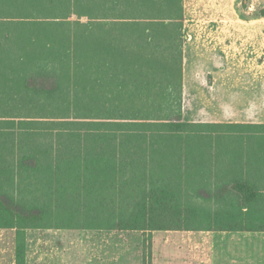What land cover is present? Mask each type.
Masks as SVG:
<instances>
[{"label":"trees","instance_id":"obj_1","mask_svg":"<svg viewBox=\"0 0 264 264\" xmlns=\"http://www.w3.org/2000/svg\"><path fill=\"white\" fill-rule=\"evenodd\" d=\"M182 20L183 0H0V228L264 232L244 225L264 212V124L214 126L229 182L198 194L238 215L184 207L163 162L201 126L181 117Z\"/></svg>","mask_w":264,"mask_h":264},{"label":"rangeland","instance_id":"obj_2","mask_svg":"<svg viewBox=\"0 0 264 264\" xmlns=\"http://www.w3.org/2000/svg\"><path fill=\"white\" fill-rule=\"evenodd\" d=\"M208 18L212 17L207 16L203 12L184 11L183 13V21L187 23H189L188 20L190 19L204 20ZM224 19L226 21L225 36L228 37L229 32H232L229 34L233 35L230 40H226V49L232 47V50L226 51L224 54V66L264 71V0H235L233 10L226 12ZM229 22L231 23L229 24ZM182 29L183 31L186 30L184 22H182ZM198 65L201 66V63H198ZM7 87L5 90L7 92L10 90L17 92L19 89L21 90V88H14L11 84H7ZM14 91L10 92V95ZM14 99L18 101L19 98L14 94ZM1 102L9 103L15 101L4 99ZM248 111V108L242 110L244 114H247ZM181 115L183 121H185L183 109ZM197 125L201 126L192 128V132L187 130L181 142L176 141L174 143V141H171L170 144L173 145L170 149L171 155L169 157L165 155L166 157L163 158V162H165L164 164H166L167 170H169L170 178L175 180L172 183L174 187L182 185L180 189L182 205L192 211L196 210L205 220L207 217H213L212 219L216 220L215 213L224 214L225 211H229L228 214L230 215L237 214L234 210L225 208V203L233 200V196L228 197L227 195H223V199L219 200L211 195L205 196V194H203V197H200L198 191H211L213 187L209 185L207 179L206 181H196L197 178H194L193 173L186 171L188 162H190L192 157L194 161L195 159L201 160L205 164L209 160L215 162V159H220L219 157L222 156L220 154L218 157H214L212 154L227 153L226 150L221 149L216 151V148L224 146L225 148L230 147L231 150H234V146L228 140L213 139L210 141L212 150L206 149L203 150V155L192 156L191 151L187 150L185 143V137L188 134L190 135V133L194 132L205 134L217 133L223 136L227 133V135H232L227 128H214L215 125L211 124ZM244 131L246 135H249L252 130ZM5 133L11 139L25 138L24 135L21 136L14 131H6ZM32 141L34 140L32 139ZM55 142L53 143L55 144ZM212 143H215L214 145L217 147L215 148ZM36 144L39 143L37 142ZM9 152L13 151L10 150ZM204 175L205 178L209 177L206 173ZM191 176H193L194 180L191 179ZM30 179H25L23 182L18 181V183H25L23 186L21 185L22 189L31 181ZM10 193L12 194V192ZM14 193L13 195L16 196ZM16 198L19 200L25 198V196L17 195ZM245 213L240 214L244 219L251 214L249 212L247 213L248 215H245ZM253 214V219L246 220L250 221L249 224L245 222L244 225L249 227L264 226V212L260 214L253 212ZM52 224H55V222H52ZM204 225H207V223L204 222ZM202 232L201 234H194L196 232L185 234V232L168 233L161 231L156 232L154 238V233L151 234L152 237L148 240V237L143 236L144 234L141 232L114 233L81 230L79 234L81 264H264L263 234L257 236L263 238H254L255 236H246L245 233H230V236L214 233L211 238L205 241L204 238L210 234H207L209 231ZM187 235H190L191 239ZM144 238L151 241L150 247L144 243ZM74 243L76 245V241Z\"/></svg>","mask_w":264,"mask_h":264},{"label":"crops","instance_id":"obj_3","mask_svg":"<svg viewBox=\"0 0 264 264\" xmlns=\"http://www.w3.org/2000/svg\"><path fill=\"white\" fill-rule=\"evenodd\" d=\"M234 5L235 0H183V13L203 12L212 17L204 20L190 19L189 23L182 20L186 30L182 49L181 105L185 121L191 124H264V71L224 66V54L232 50V47L226 49V40L233 37L230 35L232 32L228 33V37L225 36L224 17L226 12L233 10ZM198 63H201V66ZM245 108L249 109L247 114L242 112ZM227 136L231 135L191 134L187 150L191 151L194 157L203 155V150L213 149L210 147L211 140H223ZM214 144L212 143L216 148ZM220 149L226 150L227 153L212 154L214 157L222 154L215 162L209 160L203 164V161H194L192 157L186 171L196 173L199 181L207 179L212 187L217 183L223 185L229 182L224 176L227 170L224 169L223 159L231 156L233 150L224 146L215 150ZM204 173L209 177L205 178ZM80 232L81 230L73 229H26L18 232L15 228H0V264H15L18 239L25 245V264H81ZM153 233L154 238L156 232ZM197 233L203 232L194 234ZM214 233L222 236L245 233L246 236H255L254 238H263L257 236L264 235L236 231L208 232L210 235L204 238L205 241Z\"/></svg>","mask_w":264,"mask_h":264}]
</instances>
